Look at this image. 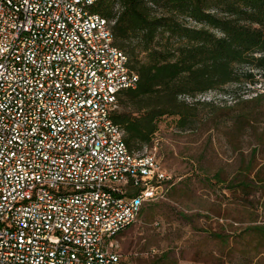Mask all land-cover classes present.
Instances as JSON below:
<instances>
[{"label":"built area","instance_id":"2783aa9c","mask_svg":"<svg viewBox=\"0 0 264 264\" xmlns=\"http://www.w3.org/2000/svg\"><path fill=\"white\" fill-rule=\"evenodd\" d=\"M98 0H0V264H121L172 176L113 121L138 74Z\"/></svg>","mask_w":264,"mask_h":264},{"label":"rangeland","instance_id":"374dc122","mask_svg":"<svg viewBox=\"0 0 264 264\" xmlns=\"http://www.w3.org/2000/svg\"><path fill=\"white\" fill-rule=\"evenodd\" d=\"M254 73L252 83L184 97L200 101L196 118L180 128L164 117L141 145L173 183L117 235L121 264H264V190L253 191L258 166L264 178V74ZM241 181L254 182L241 190Z\"/></svg>","mask_w":264,"mask_h":264},{"label":"trees","instance_id":"16d2710c","mask_svg":"<svg viewBox=\"0 0 264 264\" xmlns=\"http://www.w3.org/2000/svg\"><path fill=\"white\" fill-rule=\"evenodd\" d=\"M92 11L116 17L113 42L138 74L135 87L118 94L124 111L112 116L130 150L150 143L164 117H176L180 128L196 118L200 101L184 97L252 83L254 70L264 74V0H98ZM262 169L253 178L260 186L241 181L238 187L264 190Z\"/></svg>","mask_w":264,"mask_h":264}]
</instances>
